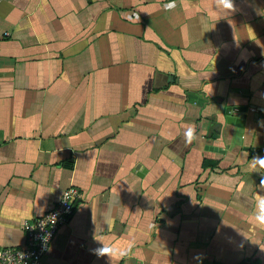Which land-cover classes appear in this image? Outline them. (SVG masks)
<instances>
[{
  "label": "crops",
  "instance_id": "obj_1",
  "mask_svg": "<svg viewBox=\"0 0 264 264\" xmlns=\"http://www.w3.org/2000/svg\"><path fill=\"white\" fill-rule=\"evenodd\" d=\"M257 157L264 0H0V248L76 186L42 264H264Z\"/></svg>",
  "mask_w": 264,
  "mask_h": 264
},
{
  "label": "built area",
  "instance_id": "obj_2",
  "mask_svg": "<svg viewBox=\"0 0 264 264\" xmlns=\"http://www.w3.org/2000/svg\"><path fill=\"white\" fill-rule=\"evenodd\" d=\"M83 197L76 186L63 190L58 202L41 217L24 222L26 243L22 247L0 248V264H42V258L49 249L58 229L66 224L75 204ZM47 237V239H45Z\"/></svg>",
  "mask_w": 264,
  "mask_h": 264
},
{
  "label": "water",
  "instance_id": "obj_3",
  "mask_svg": "<svg viewBox=\"0 0 264 264\" xmlns=\"http://www.w3.org/2000/svg\"><path fill=\"white\" fill-rule=\"evenodd\" d=\"M247 111H248L247 105H235L228 108V112L230 115L229 121L236 125L235 138L236 137L239 138L243 134L245 121L247 117Z\"/></svg>",
  "mask_w": 264,
  "mask_h": 264
},
{
  "label": "clouds",
  "instance_id": "obj_4",
  "mask_svg": "<svg viewBox=\"0 0 264 264\" xmlns=\"http://www.w3.org/2000/svg\"><path fill=\"white\" fill-rule=\"evenodd\" d=\"M186 137L190 138L192 136V129H187L185 133ZM256 161L264 164V157H257ZM255 199L257 202V207L260 209V212L257 214V220L264 222V192H257L255 194ZM47 239V237H45Z\"/></svg>",
  "mask_w": 264,
  "mask_h": 264
},
{
  "label": "trees",
  "instance_id": "obj_5",
  "mask_svg": "<svg viewBox=\"0 0 264 264\" xmlns=\"http://www.w3.org/2000/svg\"><path fill=\"white\" fill-rule=\"evenodd\" d=\"M244 264H256L253 260H248L246 262H244Z\"/></svg>",
  "mask_w": 264,
  "mask_h": 264
}]
</instances>
